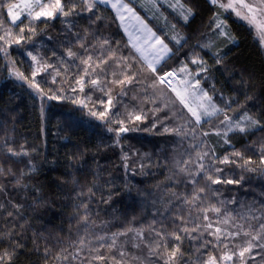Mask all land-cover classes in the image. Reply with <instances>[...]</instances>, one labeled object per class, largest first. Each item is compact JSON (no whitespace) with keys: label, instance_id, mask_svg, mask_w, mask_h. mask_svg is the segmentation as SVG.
Returning a JSON list of instances; mask_svg holds the SVG:
<instances>
[{"label":"trees","instance_id":"1","mask_svg":"<svg viewBox=\"0 0 264 264\" xmlns=\"http://www.w3.org/2000/svg\"><path fill=\"white\" fill-rule=\"evenodd\" d=\"M127 1L171 46L173 54L162 65L163 71L174 68L179 61L198 72L199 67L190 60L193 56L203 60L207 72L201 71L199 79L213 101L231 117L238 118L246 112L260 122V127L225 137L224 125L220 123L223 115H220L202 124L197 131L208 135L198 136L197 140L203 139L206 149H213L217 157L230 156L238 161L235 164L215 163V167L223 171L214 173V178L240 180L243 177L240 184L211 186L219 190L220 200L235 198L238 201V204L225 207L239 209L242 204L245 212L251 208L254 215L261 216L264 214V164H260L261 147L264 146V51L253 31L208 0H183L194 15L187 23L175 20L176 27L185 36V41L176 45L168 34L172 31L162 30L163 18L151 8H144V0ZM75 2L76 14L65 17L57 13L55 18L39 20L31 17L16 25L10 23L7 8L0 7V35L11 31L10 41L20 35L25 37L20 44L0 41V47L7 48L6 53L0 51V167L4 169L0 174V205H3L0 208V255L7 252L12 256L11 261L6 258L5 264H102L92 259L97 254L92 249L100 243L95 237H111L113 233L131 228L134 231L120 236L117 241L127 252L125 264H163V259L149 256L146 245L155 247L153 240L159 239L154 236L153 228L166 234L169 250L176 243L170 235L178 230V222L173 223L175 210L169 204L170 193L186 189L182 184L174 185L169 178L175 171L174 161L181 159L180 153L195 141L189 137L178 147L179 138L164 132L165 126L174 128L184 124L185 119H165L171 117L174 108L171 101L175 97L165 89L164 95L159 97L160 89L150 87L153 76L143 69L142 62L132 61L130 71L138 72L140 83L127 85L126 95L118 94L122 86L108 83L123 78L122 68L112 60L102 66L107 70V76L100 77V87L87 84L88 77H85L84 91H79L75 81L83 75L80 69L84 65L79 60L70 63L66 55L70 42L74 52H83L74 43L73 33L87 34L86 43L96 46L94 59L101 54L99 42L104 38L110 39L112 47H119L124 55L135 53L111 9L97 3L93 12H82L79 0ZM63 3L67 10L70 7L68 0ZM215 17L225 22L228 35L222 36L214 30ZM208 39L211 41L209 47ZM28 52L37 56L38 62L32 61ZM217 56L222 57L219 64L216 63ZM47 64L53 68L45 71L43 66ZM38 68L34 84L39 85L45 99H40L27 82H22L33 76ZM54 68H59V75ZM11 69L25 78L17 80ZM72 88H76V92ZM53 95L58 98L50 99ZM109 96L113 100L112 112L118 113V117L111 119L124 120L123 126L130 129L120 133L119 137L117 130L121 125L90 114V111H103L104 105L98 100L106 102ZM86 97L90 99L86 100ZM73 99L84 100L87 107L74 104ZM165 104L169 107L164 108ZM157 108L162 110L155 111ZM135 115H140L141 120L136 121ZM109 128L113 130L109 131ZM217 131L221 134L217 135ZM8 146L21 155L9 154ZM233 152H240L243 159L231 156ZM248 159L252 163L247 167L255 171L240 166ZM9 169L15 175L10 174ZM206 183L205 179H200L201 187ZM81 192L83 195H78ZM83 202L88 203L90 221H94L88 224L87 232L80 220L84 209L78 208ZM205 203L216 204L217 197L208 193ZM17 205L19 209L15 207ZM8 212L13 215L8 216ZM192 215L196 216L195 210ZM137 231L143 232V240L136 236ZM196 235L192 233V236ZM81 236H86L87 246L77 259H72ZM249 239L243 235L235 240L221 237L222 242L217 243L215 237L207 233L202 240L185 238L180 242L183 258L177 264H203L210 256L219 261L225 252H238L235 245L246 246ZM206 241L213 243L202 247ZM45 249H48L47 255ZM99 253L109 257L117 255L119 259L115 250L109 252L100 248ZM133 256L139 259H132ZM225 262L264 264V249L254 247L243 262L238 255L233 256V261ZM103 264L112 262L106 260Z\"/></svg>","mask_w":264,"mask_h":264},{"label":"snow or ice","instance_id":"2","mask_svg":"<svg viewBox=\"0 0 264 264\" xmlns=\"http://www.w3.org/2000/svg\"><path fill=\"white\" fill-rule=\"evenodd\" d=\"M110 2L111 0H79L80 5H82L80 9L82 12H93V9L96 7L97 3L108 4ZM68 3L70 4V7H67L66 10V5L63 3V0H49L47 3H45L44 0H19L17 3H13L11 0H8V2L5 3V0H0V7L7 8V15L11 18L10 23L12 25H16V22L21 19V11L23 10H26L27 16H30L35 20H39L42 17L55 18L57 13H60L65 17L76 14L77 3L75 0H68ZM211 3L218 4V7L225 9V11L229 9L234 11L238 17L248 21L250 25H254L260 33L261 38L264 39V0H259L258 4H250L247 3L246 0H228L227 3H219V0H211ZM111 6L117 9V15L122 22L124 20V16L121 15V10H126L136 20H140V18L136 16L134 10L130 8L128 4L121 3L120 0H116V3H112ZM180 8L182 9L180 15L185 23H187L189 18L192 17L194 13L190 7L186 8L183 4H180ZM242 12L244 13L243 15ZM97 19H99V17H97ZM215 19L217 21L216 28L220 29L219 34L222 36L228 35V33L224 31V22L219 20L218 17H215ZM140 23L143 25V21H140ZM0 25H2V21H0ZM144 28L146 29V26H144ZM29 30L35 31L34 28H30ZM125 30L127 31V29ZM146 31L150 34V37L154 39H146L143 45L132 44L131 47L134 50V55L132 53L129 55H124L119 47H112L113 42L110 39L104 38L102 42H99L101 54L99 57H95V59L94 51L96 46H89L86 43L87 34L81 36L79 33H73L75 37L74 43L78 44L79 47L83 49V52H74L70 42V45L66 51V55L69 58L70 63L74 64L76 60H79L80 63L84 65V67L80 69L83 72V75L80 76V78L77 79L75 83L79 85L80 92L84 91L86 83L85 77H88L87 84L100 87V77L107 76V70L102 66L107 65L109 60H112L113 63L122 68L123 78L114 79L108 83L122 86L121 92L118 94L126 95L127 92L125 89L127 88V85L140 83L138 79V72L130 71L133 68L132 61H138L142 62L143 69L150 72L153 76V82L150 87L156 89L162 86L163 89H167L172 94H174L175 99L171 101L172 105L174 106L171 112V117L166 116L165 119H185V123L182 125L178 124L174 128L165 126L164 132L172 133L179 138L177 141L178 147L183 146L184 142L189 137H191L192 141H195V143H189L185 151L180 153L182 158L176 159L174 161L175 171L169 178L174 185L182 184L186 189L183 192L170 193L169 204L171 205L172 209L175 210L173 223L178 222V230L170 235L176 241V243L174 244L173 248L169 250L166 243V234L153 228L152 231L154 236L158 237L159 239L153 240L155 247L146 245L149 248V256H155L158 260L163 259V264H177V261L183 258V253L180 250V242H182V240L185 238L202 240L204 233H207V235L215 237V242L219 243L222 242L221 237H223L225 240L229 238L235 240L237 237L243 235L245 237H250V239L246 241V246L241 247L240 245H235V247L238 248V252H233L231 254L225 252L219 258V261L215 256H210L206 261L203 262V264H222L224 261H233V256L237 255L243 262L245 255L251 254L254 247H260L261 249H264V214L261 216L254 215L251 208H248L247 212H245L243 210L245 206L242 204L240 205L239 209L229 210L225 207L227 204H238V201L235 198L228 201L220 200L219 190L214 189L211 186L220 183L240 184L243 177H241L240 180H222L220 177L214 178V173L223 171L222 169L215 167V163L235 164L238 163V161L231 159L230 156H225L223 159H221L215 155L213 149H206L205 141L203 139L197 140V137H206L208 133L198 132L197 130L202 127L203 123H208L213 117H218L220 115H223V120H221L220 123L226 127V131L223 132L225 137H227V133L231 131L238 130L239 132L244 133L252 127H260V122L247 115L246 112L240 117L234 118L227 115L224 109L217 107V105L213 102V97L210 96L208 91H206L201 86V80L197 78L200 76L201 71L207 72V68L203 66V60L198 59L195 56L191 58L190 63L197 65L200 69V71L196 72L195 74L189 70L188 65L185 63H181V66L178 69L163 71L161 62L171 58L170 54H172V50L168 47L164 40L156 36L155 33H152L150 29H146ZM20 32L23 33L24 29L21 28ZM10 37H12L11 31H5L4 35H0V41H3L5 44H9L10 42L20 44L21 40L25 39L23 35H20L18 38L10 41ZM172 39L175 40L176 45H180L183 37H173ZM229 39H231V37H229ZM201 47H204V45ZM0 51L6 53L7 48L0 47ZM109 53H111V55H109ZM27 55L31 57L32 61L38 62L37 56L33 55L32 52H28ZM221 62L222 57L217 56L216 63L219 64ZM158 65L161 67L158 68ZM77 67H79V65H77ZM48 68H53V65L47 64L43 66V70L45 71ZM39 70L40 69L38 68L33 72V78ZM54 71L57 75L60 74L59 68H54ZM14 74L17 75L18 78H25L23 77V74L19 73L18 71ZM113 75L115 76V73H113ZM53 82H56L55 77H53ZM32 86L39 89L38 84H34ZM100 90L103 91V87H101ZM72 91L76 92V88H72ZM105 95H108V93H105ZM49 98L56 99L58 97L53 95ZM87 99H90V97H86V100ZM72 102L74 104L80 103L82 106L87 107V103L84 100L73 99ZM98 102L104 105V110L99 112L90 111L91 115L96 116L98 119H107L110 123L121 125L117 130L118 137L120 133L130 130L129 128L123 126L124 120L118 118L115 120L111 119V117H118V113L112 112L113 100L111 96H109L106 102L103 99H99ZM152 102L154 103V101ZM168 107V104L164 105V108ZM160 110L162 109H155V111ZM134 119L139 121L141 120V116L135 115ZM112 130L113 129L109 128V131ZM216 134L220 135L221 133L217 131ZM225 142L227 143V140H225ZM7 152L13 156L21 155L20 152H17L10 146L7 147ZM193 153L195 154L194 157ZM261 153L260 164H264V146L261 147ZM23 154L27 155L26 152ZM231 156L243 159L240 152H233ZM251 163L252 161L250 159L243 160V165L240 166L246 167L248 171H255V169L247 167ZM8 171L10 174L15 175L14 173H11V169ZM3 172L4 169L0 167V174H3ZM181 177L183 178L181 179ZM200 179L206 180L207 183L205 186H200ZM17 183H20L19 179H17ZM89 192H91V189H89ZM208 193H211L213 196L217 197L216 204L205 203V201L208 199ZM78 195H83V193L81 192ZM2 207L3 205H0V208ZM15 207L19 209L18 205ZM81 207L84 209V213L80 217V220L85 226V232H87L88 224L94 223V221H90L91 213L89 211L88 203L83 202L81 205H78V208ZM193 210L196 212L195 217L192 215ZM184 213H187V215H184ZM209 213L212 215H209ZM7 215L12 216L13 213L8 212ZM252 221H256V223L253 224ZM189 223L191 224V227H189ZM222 225L228 227H222ZM245 225H247V227H245ZM130 231L134 230L130 228L125 231L113 233L111 237H106L104 235L96 236L95 239L100 243L98 247H94L92 249V251L97 253L92 257V259L100 261L102 264L106 260L111 261L112 264H125L124 257L127 255V252L123 246H118L117 241L120 236H127L128 232ZM194 232L197 233L196 236H192V233ZM143 235L144 234L142 231L136 232V236L141 240H143ZM86 239V236L80 237L77 242L79 247L77 248L76 253L72 255V259H77L80 256V253L87 246ZM254 241H261V243L256 244L253 243ZM90 243L91 241L89 240L88 244ZM210 243H213V241L203 242L201 246L206 247L207 244ZM133 246L137 248L139 247V245ZM225 247H227V244H225ZM100 248H106L109 252L115 250L119 256V259L117 258V255H112L109 257L104 254H100ZM161 248L164 249L163 252L159 251ZM47 254L48 249H45V255ZM6 258L7 261H11L12 256L7 252H5L3 255H0V264H5ZM56 258L60 259V256L57 255ZM63 258L67 260L68 256H64ZM250 258L253 257L250 256ZM132 259L139 258L133 256Z\"/></svg>","mask_w":264,"mask_h":264},{"label":"rangeland","instance_id":"3","mask_svg":"<svg viewBox=\"0 0 264 264\" xmlns=\"http://www.w3.org/2000/svg\"><path fill=\"white\" fill-rule=\"evenodd\" d=\"M45 1V0H44ZM210 3H211V0H208ZM11 2L13 3H17L19 2V0H11ZM121 3H126V4H130L129 7L132 8L136 14V16H138L140 18V20H136L134 17H132V15L130 13H128L126 10H121V15L124 16V20L123 22L120 20V23L119 25L121 24V29H123L122 31H124L123 33L126 34L127 36V41L129 43V45L131 46L132 44H138V45H143L144 41L146 39H154L152 37H150V34L146 31V29H150L152 33H155L156 36L160 37L162 40H164V38L159 35V33L151 26V24L146 20L145 17L142 16V14H140V12L138 10H136L133 5L128 2L127 0H120ZM145 2V6L144 8L146 7H149L151 8L153 11L157 12L163 19L162 21V30H164L165 32L168 33V31H172V33H168L170 35V38L172 39L173 37H183V39L181 40V43L183 41H185V36L179 31V29L176 27V24H175V20L178 19L180 20L181 22L185 23V21L183 20V18L181 17L180 15V12L182 11V9L180 8V4H183L186 8L189 7V5L187 3H185L183 0H179V3H178V0H144ZM228 0H219V3H227ZM247 3H250V4H258L259 3V0H246ZM112 3H116V0H111L110 3H108L109 6L112 5ZM99 4V3H98ZM212 4V3H211ZM101 5V4H100ZM172 5V6H170ZM214 5H218V4H214ZM103 6V5H102ZM112 7V6H111ZM147 9V8H146ZM145 9V10H146ZM223 9V8H222ZM114 10L116 11L117 13V9L114 8ZM225 11V9H223ZM239 10V9H238ZM148 11V10H147ZM149 12V11H148ZM150 13V12H149ZM225 13L227 15H230L231 17H233L234 19H236L238 22L240 23H243L245 24L248 28H250L254 35H255V39L257 40V42L259 43L260 47L262 48V50L264 51V39L261 38L260 36V33L258 32L257 28L254 26V25H250L248 23V21L242 19L241 17H238L236 15V13L234 11H232L231 9L225 11ZM244 13L242 12V15ZM116 16V15H115ZM173 16V17H172ZM119 17V16H118ZM152 17V15H151ZM26 18H31L30 16H27L26 15V10L24 11V14H22L21 16V19L19 21L16 22V24H18L19 22H21L22 20L26 19ZM153 18V17H152ZM120 19V18H119ZM191 19V17L189 18V20ZM9 20H10V17H9ZM118 20V19H117ZM188 20V21H189ZM219 20L223 21L222 19L219 18ZM140 21H143V25H141ZM187 21V22H188ZM216 22L215 21V27H214V30L220 32V29H217L216 28ZM224 22V21H223ZM156 24L159 26V23L156 21ZM225 24V22H224ZM144 26H146V29L144 28ZM127 29V31L125 30ZM224 31H225V28H224ZM174 42L175 40L172 39ZM209 40V39H208ZM164 42L168 45V47L172 50L171 46L164 40ZM211 41L209 40L207 42V47L210 46V43ZM132 48V47H131ZM133 50V49H132ZM134 51V50H133ZM172 54H173V50H172ZM170 54V55H172ZM168 59H166L167 61ZM166 61H162L161 64L163 65ZM181 63H179L178 61V64L177 66L174 65V68L172 69H178L180 66H181ZM186 64V63H185ZM188 65V64H187ZM161 66L158 65V68H160ZM188 68L189 70L195 74L196 72L193 71V69L188 65ZM170 69V70H172ZM12 72H13V69H11ZM169 70V71H170ZM14 74V72H13ZM15 78L19 81H22L23 79L21 78H18L17 75H15ZM199 78V77H197ZM36 78L33 76H30L28 78H26V80L24 79L22 82H27L29 84V86L31 87L32 91H34L35 94H37V96H39L40 99H45L46 97L44 96V94L39 90L37 89L36 87L32 86L34 85V82H35ZM201 86L203 87L202 83H201ZM204 88V87H203ZM160 89V93H159V97L161 98V96H163L164 94V89L162 88V86L159 88ZM166 91H168L171 96H174V94H172L169 90L165 89ZM211 96V95H210ZM214 102V101H213ZM215 103V102H214ZM216 104V103H215ZM217 105V104H216ZM217 107H219L217 105ZM220 108V107H219ZM214 118V117H213ZM185 123V120L184 122ZM250 130V129H249ZM226 131V127L224 126L223 128V131L224 132ZM248 131V130H247ZM246 131V132H247ZM234 132H239L238 130L236 131H231V132H228V134L230 133H234ZM222 264H226V262H222Z\"/></svg>","mask_w":264,"mask_h":264},{"label":"crops","instance_id":"4","mask_svg":"<svg viewBox=\"0 0 264 264\" xmlns=\"http://www.w3.org/2000/svg\"><path fill=\"white\" fill-rule=\"evenodd\" d=\"M99 4H100V3H99ZM101 5H103V6L107 7V8H109V9H111V10L114 12V14L116 15V18L118 19V21H119V23H120V19H119L118 15H117V13H116V11L114 10L113 7L109 6L108 4H101ZM129 5H130V4H129ZM24 11H25V10L21 11V16H22V14H24ZM10 20H11V18H10ZM120 26H121V24H120ZM121 27H122V26H121ZM122 30H123V29H122ZM123 32H124V31H123ZM124 35H125V37L127 38V36H126L125 33H124Z\"/></svg>","mask_w":264,"mask_h":264}]
</instances>
